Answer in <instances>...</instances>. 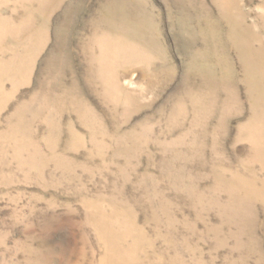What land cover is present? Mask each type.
<instances>
[{
    "label": "rangeland",
    "instance_id": "374dc122",
    "mask_svg": "<svg viewBox=\"0 0 264 264\" xmlns=\"http://www.w3.org/2000/svg\"><path fill=\"white\" fill-rule=\"evenodd\" d=\"M0 264H264V0H0Z\"/></svg>",
    "mask_w": 264,
    "mask_h": 264
}]
</instances>
